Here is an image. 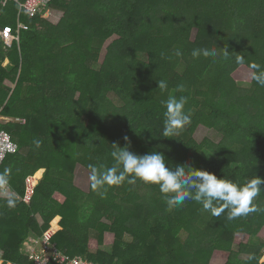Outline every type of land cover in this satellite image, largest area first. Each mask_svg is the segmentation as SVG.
Listing matches in <instances>:
<instances>
[{
  "label": "trees",
  "instance_id": "trees-1",
  "mask_svg": "<svg viewBox=\"0 0 264 264\" xmlns=\"http://www.w3.org/2000/svg\"><path fill=\"white\" fill-rule=\"evenodd\" d=\"M49 7L64 13L56 25L15 1L0 18L14 29L18 20L29 26L11 47L0 41V116L14 120L0 121V130L19 146L0 170L9 185L0 190V264H33L24 242L56 216L62 228L52 241L100 264H208L203 255L215 251L228 253L225 264H260L264 191L254 201L259 211L229 220L227 210L212 216L195 201L169 210L158 186L140 181L101 197L73 179L78 163L113 166L114 144L129 141L136 154L156 150L172 165L190 163L233 182L264 178V87L233 76L242 65L264 67V0H53ZM194 49L216 55L193 57ZM180 95L188 97L191 124L162 137L164 102ZM199 125L215 129L220 141H195ZM41 168L32 200H21L27 176ZM143 204L146 213L137 214ZM106 233L112 245L91 248L90 239L102 243ZM191 248L202 257L193 253L194 261Z\"/></svg>",
  "mask_w": 264,
  "mask_h": 264
},
{
  "label": "clouds",
  "instance_id": "clouds-1",
  "mask_svg": "<svg viewBox=\"0 0 264 264\" xmlns=\"http://www.w3.org/2000/svg\"><path fill=\"white\" fill-rule=\"evenodd\" d=\"M201 54L204 57L215 56L216 51L215 49L192 51L193 57ZM175 55L181 56L182 52L176 50ZM228 55L226 50V58ZM251 68L254 70L252 79L264 87V67L252 63ZM158 84L161 92L167 90L166 81L158 80ZM177 91L184 92V85H177ZM187 103L188 97L184 95L169 96L164 102L166 110L162 137L175 136L179 130L191 124V110H185ZM124 139L128 141V137ZM34 143L36 147L40 146L39 140ZM130 146V141L125 147L114 144L115 150L111 153L114 165L111 167L89 165L91 187L101 197L106 195L109 188L120 186L125 182L134 185L140 181L145 185L158 186L169 210L182 206L186 201H195L212 216L218 217L227 210L229 220L260 210L254 201L264 191L261 187L264 185V178L255 176L241 184L218 177L210 171L195 168L190 163L172 165L162 152L156 150L143 155L136 154L129 150ZM7 183V170H5L3 174H0V189L6 192ZM8 203L9 206H14L11 198Z\"/></svg>",
  "mask_w": 264,
  "mask_h": 264
},
{
  "label": "built area",
  "instance_id": "built-area-1",
  "mask_svg": "<svg viewBox=\"0 0 264 264\" xmlns=\"http://www.w3.org/2000/svg\"><path fill=\"white\" fill-rule=\"evenodd\" d=\"M9 1H15L18 3L20 11L34 16L36 14L44 15L49 10V5L53 0H0V18L3 9ZM28 28L29 26L20 20H18L16 29L11 25L0 24V41L4 43L5 48L11 47L15 41L19 42L21 30ZM22 121L26 122L25 119H22ZM18 151V143L13 140L11 134L7 130H0V170L8 155ZM37 184L38 181L35 182L32 175L27 176L25 180V192L22 195L23 201L28 203L32 200ZM8 189L9 185L7 184L6 191ZM0 190L5 192L3 189ZM53 234L54 232L48 229L41 236H31L25 240L22 252L26 253L33 264H36L38 260H44L43 264H50L52 262L55 264H100L81 255H71L63 251L55 241H52Z\"/></svg>",
  "mask_w": 264,
  "mask_h": 264
},
{
  "label": "rangeland",
  "instance_id": "rangeland-1",
  "mask_svg": "<svg viewBox=\"0 0 264 264\" xmlns=\"http://www.w3.org/2000/svg\"><path fill=\"white\" fill-rule=\"evenodd\" d=\"M63 14L64 13L62 11H50V14L47 15V13H46L45 16L48 17L47 21L56 25L60 22L61 18L63 17ZM196 33H197L196 30H194L192 33V36H191V38H192L191 40L194 41L197 39ZM115 37H113V38H115ZM111 39H109L104 44L102 54H101V60L103 59V57L106 53V47L109 44V42L111 41ZM7 64L8 63L5 60L4 65H7ZM252 74H253V71L250 68H248L245 65H242L234 71L233 76L237 81L244 83V84H248L251 82ZM110 96L112 97V99L115 102L119 101L113 95H110ZM21 123H23V122H21ZM193 137H194V140L197 142H202L205 139H210L214 142H219L221 139V135L215 129L209 128L205 125H199L198 128L196 129ZM44 172H45V168H44V170L43 169L40 170V172H39L40 175H39V173L37 174L36 180L38 179L37 180L38 182L44 176ZM34 176H35V174H34ZM73 184L75 187H77V188H79L85 192L90 191V188H91V171L88 168H86L83 164H80V163L76 164L75 169H74ZM146 207L147 206L145 204H143L142 207H140L137 210V214H145L146 213ZM39 220L42 223L41 218H39ZM60 221H61V216H58V217L56 216V222L53 225H52L53 221L51 222L50 231L54 232V234L57 233L58 230L62 228L60 225ZM58 223H59L60 227L58 226ZM58 227H59V229H58ZM54 234H53V236H54ZM111 235L112 234H110V233H106V237L104 240L102 239V243L98 242L96 239H90L91 248H93V249L103 248L104 244L107 247H110L113 243V240H114L113 235L112 236ZM262 238L264 240V232L262 234ZM247 239H248V237L243 236V235L237 236V242H240V241L245 242V241H247ZM38 242H40V240H38ZM235 249H237V247ZM190 252L192 254V258L194 261H196L198 259L193 256V253H196L197 255H200L202 257V255L200 253L195 252L192 248H191ZM23 254L25 256H27L26 253L23 252ZM247 257H248V254H242L243 259H245ZM203 259H206L208 264H225L228 260V253L215 251L210 255H203ZM2 262H3V259L1 258V255H0V263H2ZM43 262H44V260H38L36 264H43ZM7 264H11V263H7ZM260 264H264V249L262 251V257L260 259Z\"/></svg>",
  "mask_w": 264,
  "mask_h": 264
},
{
  "label": "crops",
  "instance_id": "crops-1",
  "mask_svg": "<svg viewBox=\"0 0 264 264\" xmlns=\"http://www.w3.org/2000/svg\"><path fill=\"white\" fill-rule=\"evenodd\" d=\"M49 9H50V10H48L47 12L44 13V15H42V16H43L45 19H47V20H48V17L45 16L46 13H47V15H48V14H50V11H59V10L54 9V8H49ZM0 24H1V23H0ZM6 61H7V63L9 64V59H8V58L6 59ZM8 64H7V65H8ZM11 120H13L11 117L0 116V121H3V122H9V121H11ZM17 120L23 122L22 119H19V118H18ZM25 120H26V119H25ZM23 123H24V122H23ZM42 169L44 170V168H42ZM42 169H39V170H42ZM39 170H38V171H39ZM38 171H37V172H38ZM44 173H45V172H44ZM35 174H36V173H35ZM19 197H20V199L22 200V196L19 195ZM58 226H59V223H58ZM59 227H60V226H59Z\"/></svg>",
  "mask_w": 264,
  "mask_h": 264
},
{
  "label": "bare ground",
  "instance_id": "bare-ground-1",
  "mask_svg": "<svg viewBox=\"0 0 264 264\" xmlns=\"http://www.w3.org/2000/svg\"><path fill=\"white\" fill-rule=\"evenodd\" d=\"M39 172H40V170H39L38 172H36L35 176H33L35 182L38 180V179L36 180V177H37V174H38ZM39 175H40V173H39Z\"/></svg>",
  "mask_w": 264,
  "mask_h": 264
}]
</instances>
